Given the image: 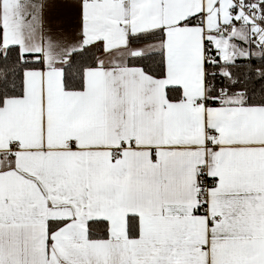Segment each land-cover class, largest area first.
Instances as JSON below:
<instances>
[{
  "label": "snow or ice",
  "instance_id": "1",
  "mask_svg": "<svg viewBox=\"0 0 264 264\" xmlns=\"http://www.w3.org/2000/svg\"><path fill=\"white\" fill-rule=\"evenodd\" d=\"M0 264H264V0H0Z\"/></svg>",
  "mask_w": 264,
  "mask_h": 264
}]
</instances>
